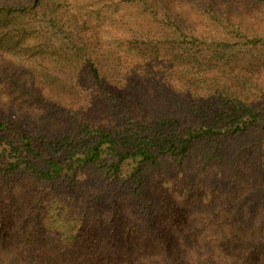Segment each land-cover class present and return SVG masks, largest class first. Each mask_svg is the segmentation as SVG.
<instances>
[{
	"label": "trees",
	"instance_id": "16d2710c",
	"mask_svg": "<svg viewBox=\"0 0 264 264\" xmlns=\"http://www.w3.org/2000/svg\"><path fill=\"white\" fill-rule=\"evenodd\" d=\"M239 5L260 10L264 24V0H0L2 56L23 47L35 63L75 61L109 97L96 93L93 105L86 96L83 112L60 105L54 134L0 116V264H264V104L208 78L242 47L264 45L260 25L235 20ZM0 64V81L23 98L52 101ZM123 68L132 72L119 82ZM180 72L190 76L186 91L171 80ZM196 84L210 94L195 96ZM146 85L158 98L136 109ZM93 106L109 119L93 120ZM163 182L199 190L196 203L172 198Z\"/></svg>",
	"mask_w": 264,
	"mask_h": 264
},
{
	"label": "rangeland",
	"instance_id": "374dc122",
	"mask_svg": "<svg viewBox=\"0 0 264 264\" xmlns=\"http://www.w3.org/2000/svg\"><path fill=\"white\" fill-rule=\"evenodd\" d=\"M182 5L187 6L185 3L181 2ZM238 5V3H236ZM68 8H71L67 6ZM179 9H182L183 11H186V14L188 13L189 19L193 21V18H197V15L194 13V16H192V10L188 7H182L179 6ZM72 9V8H71ZM237 10V9H236ZM234 11L232 15H234V18L236 21H239L241 23L245 24H258L260 26H254V29H258L260 32H264V24L263 19L261 18L260 10L252 9L248 6L239 5L238 10ZM194 26H199L197 20H194ZM263 24V26L261 25ZM90 29L94 27V25L89 26ZM0 35V43L1 40ZM8 39V38H6ZM10 40V38L8 39ZM99 41V40H97ZM94 44L95 41H93ZM101 44H107L109 45V38L103 36L100 39ZM252 47V46H251ZM249 46L242 47L243 49L239 51L237 54V58L234 60V64L231 66H225L221 68H215L211 71H209L208 78H216L217 80H228L229 86L233 88L231 90L232 92H237L239 90V96L246 101H250L254 104H264V45L258 44L253 45L251 48ZM24 53H28L26 49L22 47L20 50V54L24 55ZM33 54V55H31ZM18 56L16 55L15 58H9L4 57L0 54V62L2 60L5 61L7 64V67L9 68V65H15L18 69L19 74L22 73V75H19V85L20 87H26V89L29 92V87L38 88L39 92H41V89L44 91L46 89H49L50 92L53 93V99L52 101H43V99H37L39 97L33 95V99L27 100L23 98V96L19 95V92L17 89L8 83H3L0 81V116L11 118L13 121V124H15L16 128L20 129V127H23L25 131H28L26 128L30 121H36L34 124L37 127V131H40L41 129H44L46 127H50L52 129H47L49 134H54V132L58 131L56 129L59 125L51 122L54 120H60L65 119L63 108L60 105H64L65 109L70 108L71 105L76 106V111L83 112L84 109H86L88 106L90 107L92 103L89 102V99H86V96L92 95L93 98H91L92 102H95L93 105H97L96 103H100V100H95V94L98 93L103 99L102 102H105L109 97L104 96L105 92L102 90V93H99L98 87L93 86L91 82H87L85 77H82V73L85 72V69L77 68V64L75 61H72L70 63L63 60L62 62L55 58L54 56H46L44 61H40L39 63H35V61L32 59V57L36 56V53L32 51L29 55L30 56ZM131 57H128V60H136L137 57H139V54H130ZM144 55V54H143ZM90 56L95 58V55L93 53L90 54ZM39 57V56H38ZM143 57V56H142ZM145 57V56H144ZM40 58V57H39ZM148 59L149 57L146 56L145 59ZM146 59V60H147ZM139 60V59H138ZM142 60V59H141ZM205 60L204 57H201L200 63ZM140 62V60H139ZM141 63V62H140ZM177 64L179 62L177 61ZM65 66V67H64ZM169 65L167 64L166 67ZM193 68V67H192ZM192 68H186L185 70H190ZM1 69V64H0ZM149 67L145 66L144 69H142V73H147ZM154 69L153 72H155ZM169 68H166V71H168ZM131 71V69H121L118 71L119 73L116 75L117 80L120 82L122 81L126 73ZM171 73L173 69L169 70ZM132 72V71H131ZM177 72L176 68L174 69L173 73ZM1 73V71H0ZM109 74H111L109 72ZM132 76L137 75L136 73H132ZM148 75V74H147ZM76 77V80L72 79ZM142 79L146 76L139 75ZM136 77L137 79L139 78ZM165 77V75H164ZM164 77H153L155 80H164ZM147 78L150 80V77L147 76ZM167 79L170 78V76H166ZM190 76L184 77L181 72L175 73V75H172L171 80L177 87L185 89V83H188ZM109 80V78H108ZM140 80V79H139ZM218 80V81H219ZM161 81V80H160ZM161 84H165L163 81L160 82ZM163 84V85H164ZM206 84V83H205ZM43 88H40V86ZM111 85L112 88H118L120 87L117 81L112 82ZM168 86H171L170 83L166 81V84ZM173 85V84H172ZM107 86V85H104ZM154 87V88H153ZM145 92L149 93L146 97L141 93V99L139 102L136 103L134 106L136 109H152V99L158 98L156 88H159L158 86H152L149 88L147 85L144 87ZM201 88H206L203 90H200L199 95L205 96L206 93L210 94V91L207 92L208 85H205V87H200L199 84L192 86L193 94L195 95V92ZM119 92L120 90H116ZM115 91V95H118V93ZM33 92V90L31 91ZM42 93V92H41ZM37 93V94H41ZM44 93V92H43ZM263 93V94H262ZM177 92L173 93V95H176ZM198 96V95H195ZM26 97V96H24ZM202 97H199V99ZM30 99V98H29ZM205 102L210 101V98L208 97L203 99ZM110 101V100H109ZM88 107V108H89ZM109 107V105H108ZM59 109L60 115L58 118H54L55 116L51 115V112ZM99 107L93 106L91 108V115L90 117L93 118V120L101 121V120H107L109 119V114H107V111L104 109H101ZM87 112H89V109H87ZM54 114V113H53ZM154 115V114H153ZM4 120V121H9ZM30 120V121H29ZM29 121V122H28ZM102 123V121H101ZM46 126V127H45ZM21 130V129H20ZM27 133V132H26ZM5 134V133H2ZM8 134V131L6 132ZM46 134V135H49ZM264 148V147H263ZM263 160H264V154H263ZM202 172V171H201ZM211 171L208 170V174L204 176H211ZM201 177V175H200ZM165 183V187H171V196L172 198H176L177 200H183V197L187 198L189 196L190 201L196 203V193L199 190H195L194 193L189 194L188 191H186L183 187L180 186V184H171V182H163ZM203 188V194H207V189ZM193 194V195H192ZM195 199V200H194ZM58 223L55 225V227H58ZM231 242L226 241L227 248L229 249V245ZM240 246V244H238Z\"/></svg>",
	"mask_w": 264,
	"mask_h": 264
}]
</instances>
